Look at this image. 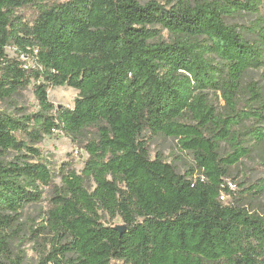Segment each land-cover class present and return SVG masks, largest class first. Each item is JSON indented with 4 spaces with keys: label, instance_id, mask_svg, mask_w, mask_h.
I'll use <instances>...</instances> for the list:
<instances>
[{
    "label": "trees",
    "instance_id": "obj_1",
    "mask_svg": "<svg viewBox=\"0 0 264 264\" xmlns=\"http://www.w3.org/2000/svg\"><path fill=\"white\" fill-rule=\"evenodd\" d=\"M61 86L74 107L50 100ZM0 102V264H24L12 240L46 187L38 264H264V178H232L264 160V0H0ZM56 134L88 153L61 184L40 147ZM156 135L187 173L152 157Z\"/></svg>",
    "mask_w": 264,
    "mask_h": 264
},
{
    "label": "rangeland",
    "instance_id": "obj_2",
    "mask_svg": "<svg viewBox=\"0 0 264 264\" xmlns=\"http://www.w3.org/2000/svg\"><path fill=\"white\" fill-rule=\"evenodd\" d=\"M159 1L164 2V0ZM162 36L166 40L169 38V34L165 30H162ZM7 52L10 56H18L14 47H9ZM30 63L32 64L33 62L30 61ZM78 93L79 91L74 88L61 86L50 88L49 97L55 105L74 107ZM17 101L20 106H24L28 111L39 109L32 87L21 92L17 97ZM3 109L12 110L8 103L0 102V110ZM40 147L43 151L44 160L48 161L54 169L55 184H61V179L56 174L64 162H71L73 168L81 171L88 158V153L78 145H74L72 140L64 134L48 136L40 144ZM222 147L224 153L228 151L226 144H223ZM150 149L152 157L162 156L165 161L172 163L181 174L187 173L188 169L193 165L191 155L188 152L181 151L177 140L172 137L165 135L151 136ZM233 177H235L238 183L245 182L247 185L260 182L264 178V160L257 154L244 158L241 164L232 170ZM233 187L235 186L233 185ZM44 190V200L42 202L27 205L23 208L21 220L24 223V231H20L12 240V247L16 253L24 257V264H38L40 259L41 242L34 240L28 235L26 228L30 226L37 227L43 222L44 211L47 209L53 187H46ZM253 206L260 211L264 209V194L259 199L253 201ZM122 223L120 219L112 221V224L115 226Z\"/></svg>",
    "mask_w": 264,
    "mask_h": 264
},
{
    "label": "water",
    "instance_id": "obj_3",
    "mask_svg": "<svg viewBox=\"0 0 264 264\" xmlns=\"http://www.w3.org/2000/svg\"><path fill=\"white\" fill-rule=\"evenodd\" d=\"M115 229L120 232V234H124L126 232L127 227L123 224L115 226Z\"/></svg>",
    "mask_w": 264,
    "mask_h": 264
}]
</instances>
